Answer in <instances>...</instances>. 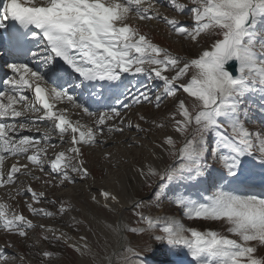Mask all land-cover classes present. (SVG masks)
I'll return each instance as SVG.
<instances>
[{
	"label": "snow or ice",
	"instance_id": "obj_1",
	"mask_svg": "<svg viewBox=\"0 0 264 264\" xmlns=\"http://www.w3.org/2000/svg\"><path fill=\"white\" fill-rule=\"evenodd\" d=\"M168 6L176 16L163 15L157 0H0V59L6 57L11 70L0 81V188L8 201L28 196L24 207L33 217L62 218L75 206L46 199L31 184L22 187V177L41 181L39 172L48 177L44 184L86 182L93 177L84 146L132 128L141 140L153 129L164 133L154 143L160 152L134 166L142 186L158 182L148 201L128 197L120 181V192L90 188L89 199L111 214V220L103 218L95 246L85 235L77 241L62 229L34 223L2 199L0 231L28 240L40 229L37 240L71 247L78 264H174L153 259L161 250L185 252L187 264H264V191H253L255 169L264 174V0H168ZM179 15L193 23H182ZM133 19L164 23L195 50L173 52ZM128 75L161 83L158 90H144ZM145 104L158 112L168 107L162 116L138 114L147 128L129 116ZM257 120L250 130L247 125ZM54 137L65 147L57 150ZM11 158L15 162L6 166ZM165 201L183 218L218 223L222 230L153 215ZM42 203L56 210L37 206ZM85 223L72 216L67 226L80 231ZM145 234L154 244L132 243V235ZM38 254L44 264L56 256L50 249ZM16 258L0 246V264Z\"/></svg>",
	"mask_w": 264,
	"mask_h": 264
},
{
	"label": "rangeland",
	"instance_id": "obj_2",
	"mask_svg": "<svg viewBox=\"0 0 264 264\" xmlns=\"http://www.w3.org/2000/svg\"><path fill=\"white\" fill-rule=\"evenodd\" d=\"M181 3L188 4V0H180ZM157 3L161 5L160 11L163 15H168L170 18L176 16L177 13L168 6V2L165 3V0H157ZM191 7V5H189ZM187 12V9L185 10ZM184 24H192L193 21L188 19L187 15H179L177 17ZM135 21V22H134ZM134 26L140 27V29L147 33L154 42L169 47L173 52L179 53L181 55H191L193 49L190 45L183 44L177 41L175 36L169 34L168 27L160 21H139L136 19L132 20ZM127 75V74H126ZM130 77H133L129 75ZM133 85L147 90L145 86H150L153 90H158L157 85L161 82L151 81L144 76H136L131 80ZM63 106V104L61 105ZM170 102L168 107H170ZM168 107L162 106V109L158 112L152 105L145 104L143 106H135L129 112V116L133 123H141L142 127L147 128V124H143L138 120V114H144L145 116H162L165 112L168 111ZM75 111V110H73ZM257 123H251L247 126L250 130H255ZM48 125L42 124L41 128L47 127ZM170 131V129L168 130ZM23 133L24 135H33L39 137L41 133ZM140 135L135 130L126 129L123 135L116 134L114 137H109L106 140L105 145L97 144L92 146H84L83 148V159L85 160V166L88 168L89 172L93 179H89L86 182H80L79 180L75 184H44L42 181L48 179L47 176L37 172V175L42 176L41 181H33L29 177H22L24 180V185L31 184V186L37 191H44L46 194V199L51 200H63L65 202L71 203L77 209L72 211L60 218L56 219L43 218V217H33L27 209L24 207V201L27 200L28 196H17L15 200L8 201V196L4 188H0V199L12 203L13 207L17 210L23 212L24 215L28 216L29 219H33L34 223H41L48 227H55L62 229L65 232H68L70 236L78 239L81 235L87 236L90 242H93L92 235L93 233L97 234L98 237L101 236L103 229L99 225L93 224V215L96 216L97 221L107 217L111 220V214L108 212L99 209L90 199V188L92 193H96L97 189H110L114 192H120L121 189L117 187V181L121 183L125 179L127 192L133 195L136 198H142L145 201H148L152 196V193L156 190V183H153L151 188L141 185V178L137 177L134 171V166H140L147 161H150L153 157L151 155L152 150L155 152H160L158 148H154V143L158 142L159 139L164 135L163 132L153 129L151 132L144 134L145 139L141 140ZM54 142L58 144V149L65 147V145L59 144L58 138L54 137ZM104 139V138H102ZM136 142H139L143 147H137ZM129 145H132L129 147ZM52 150L49 149V155H51ZM106 153H111V159H106ZM14 159V158H12ZM11 159V161H12ZM9 161V160H8ZM5 162V165L8 166L10 162ZM20 162L25 163L26 161L20 159ZM213 167H220L218 164H213ZM255 181L263 179L262 174L259 168L255 169ZM135 174V175H134ZM254 181V182H255ZM264 187V186H263ZM262 188V187H261ZM13 192L15 189H12ZM195 191V190H193ZM255 192L264 191V189H253ZM38 207H44L51 211H55L56 208L53 205L42 203L37 205ZM59 205L57 204L56 207ZM153 215H174L176 218L182 219L183 223L189 227H196L200 230H205L208 228L214 230H222L221 225L218 223H205L198 221H190L183 218L182 213L179 209L175 208L173 205L169 204L167 201L164 202L160 209H153ZM126 217L129 222H133V218L129 212H125ZM75 216L82 221H86L85 225L78 226L80 231H76L67 226L69 218ZM133 226L134 222H133ZM98 227V228H97ZM91 228V231H89ZM102 230H101V229ZM37 234H42L40 229H37L36 232L30 233V239L25 240L16 235L6 234L3 231H0V246L6 247L7 253L9 255H15L17 258L12 262V264H21L20 257H23L26 264H44V261L41 259L40 253L41 249H50L55 252L56 256L53 260V264H78L79 254L74 251L71 247L49 243V241L37 240ZM132 243L141 244L152 243L153 241L149 239V235L145 234L143 236L132 235L130 237ZM15 245V247H7V244ZM101 243L103 241L101 240ZM94 246L95 244L92 243ZM35 245V246H33ZM264 251V250H262ZM154 260H171L174 264H187L191 258L186 256L185 252H180L178 255H168L161 250L156 257H153Z\"/></svg>",
	"mask_w": 264,
	"mask_h": 264
},
{
	"label": "bare ground",
	"instance_id": "obj_3",
	"mask_svg": "<svg viewBox=\"0 0 264 264\" xmlns=\"http://www.w3.org/2000/svg\"><path fill=\"white\" fill-rule=\"evenodd\" d=\"M168 2V0H165V3H167ZM11 62V61H10ZM30 95V94H29ZM62 104H60V105H58V107H60ZM27 132H25V134H26ZM53 139H55V138H53ZM105 144H107V143H104L103 145H105ZM152 151H155V150H152ZM152 153V152H151ZM158 153V152H157ZM12 159V158H11ZM11 159H10V161H11ZM15 159L16 158H14V159H12V162H15ZM153 159V158H152ZM151 159V160H152ZM12 162H10V163H12ZM20 162V161H19ZM10 163L8 164V165H10ZM21 164H22V162H20ZM135 175V174H134ZM138 177V176H137ZM261 177H264V175H261ZM126 179V178H125ZM125 179L123 180L124 182H122L121 184L123 185V189H124V192L126 193V195L128 196V197H134L133 195H131V194H129L128 192H127V189H126V183H125ZM255 183V187H254V189H260V190H262V189H264V178L263 179H260V180H258V181H255L254 182ZM121 184H117V187L118 188H120L121 189ZM262 187V188H261ZM7 193V192H6ZM1 195V194H0ZM1 198H2V196H0ZM125 207H129V203L128 202H126L125 203ZM124 216L126 217V215H125V213H124ZM105 218V217H104ZM93 221V224L94 225H99L102 229H103V219H99V221H97V220H92ZM98 228V227H97ZM100 228V229H101ZM101 229V230H102ZM92 237V239H93V242H90L89 240H88V242L89 243H94L95 244V241H96V239L97 238H99L98 236H97V234H95V235H92L91 236ZM73 240H79V238L78 239H76V238H74ZM79 260H80V257H79Z\"/></svg>",
	"mask_w": 264,
	"mask_h": 264
}]
</instances>
